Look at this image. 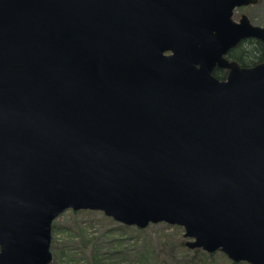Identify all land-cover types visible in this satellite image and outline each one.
Instances as JSON below:
<instances>
[{"label":"water","instance_id":"1","mask_svg":"<svg viewBox=\"0 0 264 264\" xmlns=\"http://www.w3.org/2000/svg\"><path fill=\"white\" fill-rule=\"evenodd\" d=\"M258 2L0 0V264H54L70 209L264 264V61L227 58Z\"/></svg>","mask_w":264,"mask_h":264},{"label":"rangeland","instance_id":"2","mask_svg":"<svg viewBox=\"0 0 264 264\" xmlns=\"http://www.w3.org/2000/svg\"><path fill=\"white\" fill-rule=\"evenodd\" d=\"M242 14L248 15L254 24L263 25L264 0L236 10L234 18L239 20ZM105 216L102 211L93 210L92 212L77 213L70 209L62 213L53 223L52 238L61 251L62 248H66V251L62 256V261H56L55 264H95L93 263V253L96 250L100 254H107V258L99 264H142L144 260L140 256V252L143 249L140 246L144 244L151 246L150 248L154 252L146 264H154L157 260H154L155 256L160 258L163 264L182 263L183 251L179 247L178 240L186 241V238L182 237L183 227L162 222L150 224L145 228L146 232L139 233L134 226H129L131 228L124 231V236H114L124 240V245L120 249L126 253L125 257H122L121 254L114 256L113 254L118 252L115 251V246H112L111 238L105 237V233L109 229H118L120 223ZM92 238L95 240H91ZM167 241L169 242L168 246L166 245ZM221 264L231 263L222 259Z\"/></svg>","mask_w":264,"mask_h":264},{"label":"trees","instance_id":"3","mask_svg":"<svg viewBox=\"0 0 264 264\" xmlns=\"http://www.w3.org/2000/svg\"><path fill=\"white\" fill-rule=\"evenodd\" d=\"M227 57L231 61L238 62V64L242 67H251V66L257 65L264 61V42L256 38L245 39L241 41L239 45L236 46L234 49L230 50ZM214 75L219 79H225L227 76V71L224 69L216 68L214 70ZM83 211L92 212L91 210H80L76 212L79 213ZM134 227L137 231H139V233L146 232L147 230V229L138 228L136 226ZM128 228H131V227L120 224L118 229H115V230L109 229L108 231H106L105 237L111 238V242L113 243L112 246H115V251L118 252L117 254H113L114 256L121 254L122 257H125L126 253L120 249L124 245L123 243L124 240L119 239L120 237L115 238L114 236L116 235H120L121 237L124 236L123 233ZM182 237H184V234L182 235ZM137 238H138L137 240H139V237ZM91 240H95V238H92ZM178 241H179V247L182 248V251H183L181 264H221L222 259L228 260L231 264H244L242 262L241 263L233 262L223 252L219 251L216 253H208L198 248L189 249L186 246V241L184 239H181ZM166 245L167 246L169 245L168 241L166 242ZM140 247L141 249H143L140 252V256L143 258L146 264L150 261L151 254L154 255L153 249L150 248L151 246H148L146 244ZM65 251H66V248L65 249L62 248V251H61L59 249V246L55 244V240H53L52 238V252H53V263L54 264L56 261H60V260L62 261V256L65 255L64 253ZM113 255H111V257H113ZM106 258H107V254H100V252H97V250L93 253V263L95 264L102 263ZM154 260H156L154 264H163L162 261H160V258H158L157 256L154 257ZM144 262L142 261V264H144Z\"/></svg>","mask_w":264,"mask_h":264},{"label":"flooded vegetation","instance_id":"4","mask_svg":"<svg viewBox=\"0 0 264 264\" xmlns=\"http://www.w3.org/2000/svg\"><path fill=\"white\" fill-rule=\"evenodd\" d=\"M248 6H249V5H248ZM244 7H247V6L238 7V8H236V9L234 10V14H233V19H234V20L239 21V20L241 19V18H240L239 20L235 19V18H234V15H235L236 10L241 9V8H244ZM243 15H246V14H242V16H243ZM242 16H241V17H242ZM238 45H239V44H238ZM238 45H237V46H238ZM233 49H234V48H233ZM231 50H232V49H231ZM229 52H230V51H229ZM227 56H228V54H227ZM227 58H228V57H227ZM219 69H221V68H219ZM224 70H225V69H224ZM226 71H227V70H226ZM227 74H228V73H227Z\"/></svg>","mask_w":264,"mask_h":264}]
</instances>
